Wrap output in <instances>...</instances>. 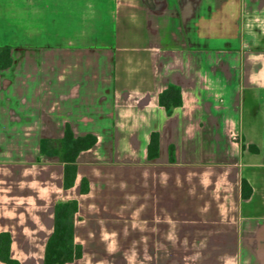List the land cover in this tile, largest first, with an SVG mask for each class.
<instances>
[{
	"label": "crops",
	"instance_id": "obj_1",
	"mask_svg": "<svg viewBox=\"0 0 264 264\" xmlns=\"http://www.w3.org/2000/svg\"><path fill=\"white\" fill-rule=\"evenodd\" d=\"M3 45L0 233L14 259L44 264L54 206L76 199L83 253L65 264H264V0H0ZM66 125L97 138L69 188L39 149Z\"/></svg>",
	"mask_w": 264,
	"mask_h": 264
},
{
	"label": "trees",
	"instance_id": "obj_2",
	"mask_svg": "<svg viewBox=\"0 0 264 264\" xmlns=\"http://www.w3.org/2000/svg\"><path fill=\"white\" fill-rule=\"evenodd\" d=\"M11 47L0 46V70L12 64ZM158 102L168 112L182 105L181 90L175 84H169L158 97ZM97 138L93 134L76 136L69 125L65 126L62 138H42L39 143L40 153L45 156H56L64 164L63 186H73L77 174V157L81 151L91 148ZM148 157L155 158L159 153V135L153 132L148 143ZM173 147L170 148V157L173 158ZM88 181H81V192L88 191ZM251 188L246 181H242V194L249 196ZM78 210L76 199L58 201L54 206V225L44 252V264H65L73 262L82 256V246L74 240V222ZM11 235L9 232L0 233V261L5 264H20L10 253Z\"/></svg>",
	"mask_w": 264,
	"mask_h": 264
},
{
	"label": "rangeland",
	"instance_id": "obj_3",
	"mask_svg": "<svg viewBox=\"0 0 264 264\" xmlns=\"http://www.w3.org/2000/svg\"><path fill=\"white\" fill-rule=\"evenodd\" d=\"M122 22V21H121ZM123 23V22H122ZM127 24H128V26H131L132 28H134V27H136V24H135V22H132L131 21V19L127 22ZM121 28H123V27H121ZM129 52H132L131 51V49L128 51V53ZM239 58V55H237V59ZM238 62V61H237ZM128 65H129V67H131V63H127ZM126 71H128L129 73H131V76H135V78H139L141 81H142V79H145L146 78V76H145V73H144V71L142 72L141 70H140V73L139 74H136L135 72H137V71H139L138 69L136 70V69H133L132 70V68H130V70H126ZM124 75L125 76H127L126 74H124L123 73V70H118V72H117V77H120V78H123L124 77ZM19 81H20V79H18V77H16V79L14 78V81H13V83L12 84H14V85H16V86H18V83H19ZM114 81V80H113ZM112 81V85H116L115 84V81L113 82ZM120 87H121V85H119ZM1 94H2V96L4 97V95H5V93H4V90H1V92H0ZM4 94V95H3ZM55 101V100H54ZM51 103V102H50ZM9 105H10V102L9 101H7V100H5V102L3 103V105L2 106H4V109H5V107L7 108V107H9ZM13 105H14V103H13ZM15 105H16V103H15ZM19 105V104H18ZM48 106H45L44 107V110H46V111H48ZM7 110V112H9L8 111V108L6 109ZM23 110V109H22ZM16 142V141H15ZM18 150H20V148H18V149H16V148H11L10 149V151H9V153H12V152H16V151H18Z\"/></svg>",
	"mask_w": 264,
	"mask_h": 264
}]
</instances>
